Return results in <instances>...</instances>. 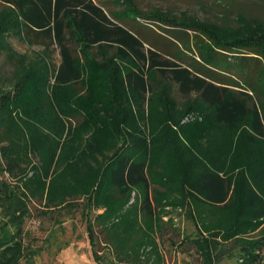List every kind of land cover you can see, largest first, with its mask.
<instances>
[{
    "label": "rangeland",
    "instance_id": "1",
    "mask_svg": "<svg viewBox=\"0 0 264 264\" xmlns=\"http://www.w3.org/2000/svg\"><path fill=\"white\" fill-rule=\"evenodd\" d=\"M94 1L121 19L137 10L170 22L204 24L223 41L264 34L258 21H264V0ZM22 28L19 14L0 4V102L7 105L8 92L22 79L31 86L20 92L21 102L0 110V149L8 140L15 142L20 172L14 178L0 172V183H10L28 209L20 264H203L199 246L192 244L201 237L212 242L221 233L235 235L230 241L238 247L256 244V264H264V220L239 228L234 223L248 187L259 194V207L264 206V147L260 139L246 140L249 120L229 131L215 122L210 108L182 99L152 74L154 91L137 102L120 81L135 65L111 61L82 44L78 66L84 88L77 93L71 84L52 79L59 62L56 47L48 50L30 42ZM94 62L108 63L97 68L108 81L107 99L102 94L99 101L94 94L101 88L90 68ZM123 154L146 164L154 217L139 210L141 187L126 197L105 190L107 166ZM34 171L46 173L41 196L37 185L25 187ZM200 171L233 181L239 193L230 207L208 208L188 197L186 185ZM83 212L101 263L93 257ZM247 221L251 219L240 214L238 222ZM145 238L147 244L132 252V242ZM243 260L235 255L219 264Z\"/></svg>",
    "mask_w": 264,
    "mask_h": 264
},
{
    "label": "trees",
    "instance_id": "2",
    "mask_svg": "<svg viewBox=\"0 0 264 264\" xmlns=\"http://www.w3.org/2000/svg\"><path fill=\"white\" fill-rule=\"evenodd\" d=\"M0 4L19 14L24 38L48 50L56 47L59 62L52 72L54 83L71 84L77 93L83 92L84 77L78 66L81 53L78 44H82L106 55L111 61H129L135 65L122 74L120 81L137 102H142L154 91L149 78L152 74L170 90L175 89L182 99L210 108L215 122L229 131L237 130L249 120L250 131L246 140L254 143L260 139L264 147V34L223 41L204 24L170 22L137 10H132V17L121 19L105 3L94 0H0ZM258 21L264 27V21ZM100 64L103 67L108 63L90 64L96 85L101 88L94 94L97 101L103 99L101 96L105 95L108 82L104 74L97 72ZM24 80L8 92L7 105L0 102V110H10L8 103L21 102L20 92L31 90V86L24 85ZM171 93L166 95L169 102L173 100ZM8 143L0 149V172L14 178L20 175L18 153L15 142L8 140ZM45 176V172L34 171L25 187L29 189L37 185L36 192L41 196ZM104 179L107 193L116 192L121 197L141 187L144 198L139 205L140 212L149 217L156 215L150 201L149 179L143 160L130 154L117 156L107 166ZM10 189H13L12 185L7 181L0 183V264H20L24 252L22 233L28 209L16 190ZM238 193L230 178L209 171L198 172L186 185L188 197L208 208H228ZM241 203L244 208L239 207L234 221L238 228L264 220V206L259 207L260 196L254 188H247V193L241 196ZM243 212L251 221L238 222ZM82 215L86 217L93 257L101 263L87 213ZM201 238L203 240L192 245L199 246L200 251H197L203 255V264H219L235 255L239 259L245 258L242 264L259 261L256 244L238 247L237 243L230 241L235 235L221 233V237L212 242ZM146 242V238L132 242V252Z\"/></svg>",
    "mask_w": 264,
    "mask_h": 264
}]
</instances>
